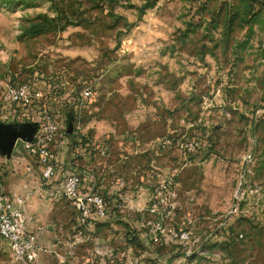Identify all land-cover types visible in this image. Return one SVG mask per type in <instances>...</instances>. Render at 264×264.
I'll list each match as a JSON object with an SVG mask.
<instances>
[{
	"label": "rangeland",
	"instance_id": "obj_1",
	"mask_svg": "<svg viewBox=\"0 0 264 264\" xmlns=\"http://www.w3.org/2000/svg\"><path fill=\"white\" fill-rule=\"evenodd\" d=\"M9 78L42 95L0 96V121L44 102L51 151L93 160L80 192L107 209L83 220L69 199L68 233L34 221L31 264H264V0H0ZM162 183L170 204L149 211ZM0 264H15L2 243Z\"/></svg>",
	"mask_w": 264,
	"mask_h": 264
},
{
	"label": "built area",
	"instance_id": "obj_2",
	"mask_svg": "<svg viewBox=\"0 0 264 264\" xmlns=\"http://www.w3.org/2000/svg\"><path fill=\"white\" fill-rule=\"evenodd\" d=\"M50 83L53 84V81H48V88ZM90 91L91 89L84 85L79 94L81 97L89 96ZM40 95H42V92L26 81L9 78L1 84L0 96L6 102L27 107L32 97L39 100L38 96ZM32 121L35 122V128L30 139L17 137L13 145L23 149L27 155L40 164V174L45 179L52 176L55 172V160L49 147V140L57 127L54 112L50 111L42 102L37 118ZM81 178V171L77 169L70 170L63 176L56 193L72 198L75 206L79 208L82 214L86 213V205L88 203L93 205L95 214H104L106 207L102 195L96 192H91L87 195L81 193ZM154 196L156 199L152 200L146 207L149 211L158 210L159 203L170 204V192L166 183H162L161 187L156 188ZM22 200L20 195L8 197L0 189V243L5 244L12 262L15 264H31L36 254V238L33 231L25 228L27 215L21 206ZM158 225L159 222L157 221L155 226ZM179 235L184 236L186 233L181 230ZM149 237L152 240L155 239L152 235H149ZM123 264L139 263L135 259L130 258Z\"/></svg>",
	"mask_w": 264,
	"mask_h": 264
},
{
	"label": "crops",
	"instance_id": "obj_3",
	"mask_svg": "<svg viewBox=\"0 0 264 264\" xmlns=\"http://www.w3.org/2000/svg\"><path fill=\"white\" fill-rule=\"evenodd\" d=\"M32 116L34 117V119H36L38 116V110L35 111L34 115ZM51 139H53V141H56L54 140V133L50 140ZM50 140L49 147L51 148L52 146H55L56 143L54 142L53 144H50ZM58 144L60 146V142ZM14 149L15 150L11 151L9 154L3 155L4 160H6L5 165L7 167V171L4 174L0 175V189H2V191L8 197H13L14 195H20L22 197V208L24 209L26 214H30L31 217L33 216L32 220L30 219V217H27L25 228L35 233L36 242L39 235L37 234V231L32 229L33 222L36 220H39L41 222L45 220H53L54 223H57L56 220H58L59 222L63 221V223H66L65 228L67 229L68 233V229L73 228L74 225V220L73 218L71 219V216L69 221L66 219V216L69 218L68 212L71 213V210H74V206L72 205L73 201L69 200L72 198L59 194L57 195L56 191L60 186L63 176L70 170L77 169L81 171L82 178L80 180V188L84 186L85 183H88L91 178H93L94 174L92 165H89L93 164V160H85V158H87L86 154H82V157L73 159H69L71 158L69 157L64 160L62 159V157L58 158V155L53 152L54 160L57 166L55 168L54 174L44 179L40 174V164L34 158L27 155V153L23 149L19 148V150L16 147ZM69 162H73L74 164H77V166H72ZM62 164H67L68 168L65 166L66 168L62 170ZM87 188H91V186L87 185ZM85 191L88 192V190ZM90 205V203L86 205L85 214L80 213L79 208L75 206L80 215H83L80 216L81 218H83V220L86 217H91L95 213L94 211L92 212V210L89 208L91 207ZM105 214L106 212L102 216H105ZM94 215L92 217H94ZM77 222L78 220L76 221V223ZM83 222L88 224V226H91L89 220ZM55 225L57 226V224ZM62 228L64 227L62 226ZM38 229L41 228L39 227ZM40 231L41 230H39L38 232ZM56 233L57 230L54 231L52 237ZM44 235L45 234L42 235L43 239L45 237ZM61 239V237H57L55 240L59 242V240ZM36 255L37 253L35 254V257ZM35 257L33 258L35 259Z\"/></svg>",
	"mask_w": 264,
	"mask_h": 264
},
{
	"label": "water",
	"instance_id": "obj_4",
	"mask_svg": "<svg viewBox=\"0 0 264 264\" xmlns=\"http://www.w3.org/2000/svg\"><path fill=\"white\" fill-rule=\"evenodd\" d=\"M34 128V121H19L17 123L0 121V149L9 154L15 139L17 137L30 139ZM67 129L69 130V128Z\"/></svg>",
	"mask_w": 264,
	"mask_h": 264
},
{
	"label": "trees",
	"instance_id": "obj_5",
	"mask_svg": "<svg viewBox=\"0 0 264 264\" xmlns=\"http://www.w3.org/2000/svg\"><path fill=\"white\" fill-rule=\"evenodd\" d=\"M54 85L51 83V84H49V88L51 89L52 87H53Z\"/></svg>",
	"mask_w": 264,
	"mask_h": 264
}]
</instances>
